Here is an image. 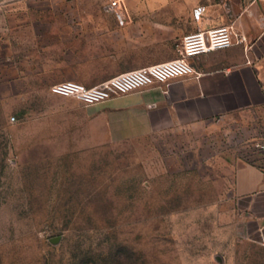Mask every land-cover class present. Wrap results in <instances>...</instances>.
<instances>
[{
	"label": "rangeland",
	"instance_id": "374dc122",
	"mask_svg": "<svg viewBox=\"0 0 264 264\" xmlns=\"http://www.w3.org/2000/svg\"><path fill=\"white\" fill-rule=\"evenodd\" d=\"M169 3L183 23L189 0L159 4ZM142 4H4L19 13L0 26V264H264V199L250 209L234 193L263 117L110 142L102 121L93 125L43 80L84 51L61 39L68 30L57 22L74 20L70 31L93 24L61 16L121 25ZM202 14L193 9L194 19Z\"/></svg>",
	"mask_w": 264,
	"mask_h": 264
},
{
	"label": "crops",
	"instance_id": "0c3cea01",
	"mask_svg": "<svg viewBox=\"0 0 264 264\" xmlns=\"http://www.w3.org/2000/svg\"><path fill=\"white\" fill-rule=\"evenodd\" d=\"M10 1L0 0L1 27L16 24L11 18L19 12L4 6ZM167 1L185 0H144L139 16H130L127 22L123 18L121 25L94 24L104 21V16L83 17L78 12L61 16L91 19L93 24L70 31L74 20L57 22L68 30L61 39L84 51L62 65L59 73L43 80H75L93 86L129 70L178 58L182 38L190 32L234 24L246 41L191 58L197 75L175 78L101 104L73 102L93 125L103 122L110 142L178 128L235 126L244 117L264 119V0H189L191 11L183 23L176 4H159ZM196 7L203 13L198 20L193 17ZM43 14L46 19L53 17L52 11ZM44 22L46 28H53L51 20ZM234 193L238 201L247 199L248 208L255 209L264 199V170L248 162L236 166Z\"/></svg>",
	"mask_w": 264,
	"mask_h": 264
},
{
	"label": "built area",
	"instance_id": "2783aa9c",
	"mask_svg": "<svg viewBox=\"0 0 264 264\" xmlns=\"http://www.w3.org/2000/svg\"><path fill=\"white\" fill-rule=\"evenodd\" d=\"M245 41L246 36L237 33L234 24L198 29L183 36L180 55L176 59L129 70L93 86L75 80L56 82L51 85L50 92L87 105L101 104L152 85L167 83L175 78L197 75L190 62L191 58ZM252 145V154L246 157V161L264 170V134L257 137Z\"/></svg>",
	"mask_w": 264,
	"mask_h": 264
}]
</instances>
